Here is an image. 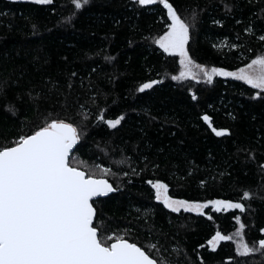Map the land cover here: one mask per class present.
<instances>
[{"label": "trees", "instance_id": "trees-1", "mask_svg": "<svg viewBox=\"0 0 264 264\" xmlns=\"http://www.w3.org/2000/svg\"><path fill=\"white\" fill-rule=\"evenodd\" d=\"M170 2L186 22H192L193 10L199 13L190 30V53L197 63L233 71L264 54V42L256 38L264 34V0ZM148 9L134 8L130 0H91L68 23L72 0L52 5L0 0V88L5 93L0 95V136L15 138L22 122L30 134L49 114L73 123L83 137L73 162L110 167L114 175L107 178L119 188L95 205L108 232L129 229V242L146 249L159 240L171 264H199L198 246L215 231L232 234L238 227L234 218L220 213L209 221L195 213H171L154 199L146 181L159 179L173 198L189 201L237 202L242 191L254 192L251 201H244L245 213L234 211L247 225L249 243L264 238L259 231L264 228V101L251 99L257 90L240 81L171 80L179 73L178 58L154 43L167 30L166 10ZM250 26L256 36L245 33ZM106 56L115 59L108 62ZM151 80L162 83L137 91ZM9 101L17 116L5 111ZM101 110L106 119L125 115L122 127L97 126ZM203 114L230 135L216 137ZM199 254L205 264H228L230 257L234 264H264L259 253L237 257L232 242H221L214 253L199 248Z\"/></svg>", "mask_w": 264, "mask_h": 264}, {"label": "snow or ice", "instance_id": "snow-or-ice-1", "mask_svg": "<svg viewBox=\"0 0 264 264\" xmlns=\"http://www.w3.org/2000/svg\"><path fill=\"white\" fill-rule=\"evenodd\" d=\"M30 2L34 5H52L54 0ZM90 3L91 0H72L74 11L69 18H65L66 22L71 23L77 13ZM130 3L134 8L144 10H150L148 6H162L166 10L167 30L155 38L154 43L167 56L178 58L179 74L172 75L171 80L180 82L191 79L199 82L202 79L212 84L215 77L231 78L257 90L251 99L264 101V54H257L234 71L201 65L190 53V30L199 18L196 10H193L192 22L189 23L170 0H130ZM225 9L230 11L228 5H225ZM213 23L221 24V21L214 20ZM245 33L256 36L251 26L245 29ZM256 38L264 42V34ZM231 47L243 45L233 44ZM114 59L105 57L108 62ZM72 76H76V73L73 72ZM159 83L162 81L145 82L137 91L145 93ZM68 87L71 88V84ZM0 95H5L2 88ZM28 95L32 99L38 98L31 97V92ZM21 99L17 95L16 100ZM191 99L197 101L198 97L192 93ZM5 111L17 116L19 110L9 101ZM50 115L30 134L24 133L22 122L15 138L0 136V264H171L163 255L168 250L163 249L159 240L146 249L135 241L129 242L126 238L130 234L129 229L123 230V234L119 231L108 232L105 221L98 217L95 205L98 198L109 197V194L119 191L107 178L114 173L110 167L99 164L89 168L83 166L84 162L74 163L73 152L83 146L81 130L65 119L50 118ZM125 118L122 114L115 119H106L105 112L101 110L97 126L106 125L108 129L118 131ZM200 118L216 137L230 135L228 129L214 127L209 115L203 114ZM150 119L154 120L155 117ZM119 163L123 164L124 161ZM155 167L159 168V165ZM260 168L264 170V164ZM132 171L136 173L135 169ZM146 183L154 190V199L171 213H195L199 217L206 216L209 221L213 220V214L220 213H229L234 218L238 227L234 226L232 234L215 231L206 244L198 246L196 253L199 264H205L199 248L214 253L221 242H232L237 257L248 258L257 253L264 256V238L249 243L245 236L247 225L234 211L245 213L248 209L244 201H251L256 193L244 190L237 202L230 199L200 202L173 198L169 194V185L159 179H148ZM259 231L264 234V228ZM228 264H234L233 258H229Z\"/></svg>", "mask_w": 264, "mask_h": 264}, {"label": "rangeland", "instance_id": "rangeland-1", "mask_svg": "<svg viewBox=\"0 0 264 264\" xmlns=\"http://www.w3.org/2000/svg\"><path fill=\"white\" fill-rule=\"evenodd\" d=\"M13 1H30V0H13ZM158 46V45H157ZM161 50V49H160ZM234 71V70H233ZM179 74V73H178ZM221 78H224V77H221ZM224 79H230V80H233L231 78H224ZM195 81V80H194ZM200 81H203L202 79Z\"/></svg>", "mask_w": 264, "mask_h": 264}, {"label": "water", "instance_id": "water-1", "mask_svg": "<svg viewBox=\"0 0 264 264\" xmlns=\"http://www.w3.org/2000/svg\"><path fill=\"white\" fill-rule=\"evenodd\" d=\"M110 195V194H109ZM102 198H105V197H102ZM102 198H98V199H102Z\"/></svg>", "mask_w": 264, "mask_h": 264}]
</instances>
